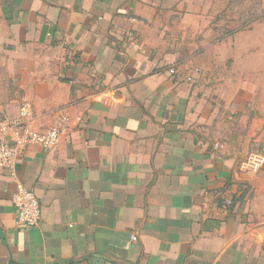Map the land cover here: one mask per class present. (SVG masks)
<instances>
[{
  "label": "crops",
  "instance_id": "obj_1",
  "mask_svg": "<svg viewBox=\"0 0 264 264\" xmlns=\"http://www.w3.org/2000/svg\"><path fill=\"white\" fill-rule=\"evenodd\" d=\"M181 55L180 0H0V122L64 128L18 158L39 227L0 169V264H264V166L201 137Z\"/></svg>",
  "mask_w": 264,
  "mask_h": 264
},
{
  "label": "rangeland",
  "instance_id": "obj_2",
  "mask_svg": "<svg viewBox=\"0 0 264 264\" xmlns=\"http://www.w3.org/2000/svg\"><path fill=\"white\" fill-rule=\"evenodd\" d=\"M180 51V73L198 75L201 137L240 166H264V0H180Z\"/></svg>",
  "mask_w": 264,
  "mask_h": 264
},
{
  "label": "built area",
  "instance_id": "obj_3",
  "mask_svg": "<svg viewBox=\"0 0 264 264\" xmlns=\"http://www.w3.org/2000/svg\"><path fill=\"white\" fill-rule=\"evenodd\" d=\"M175 75V70L170 69ZM68 122L67 118L62 119ZM34 105L29 97H24L15 119L0 122V169L6 171L15 182L12 204L20 229L39 227L42 222V206L33 190L29 189L17 176V162L21 153L29 146H38L44 151L54 150L60 143L64 128L54 127L45 132L34 128ZM12 143H11V142Z\"/></svg>",
  "mask_w": 264,
  "mask_h": 264
},
{
  "label": "trees",
  "instance_id": "obj_4",
  "mask_svg": "<svg viewBox=\"0 0 264 264\" xmlns=\"http://www.w3.org/2000/svg\"><path fill=\"white\" fill-rule=\"evenodd\" d=\"M233 204V203H232ZM232 204H230V205H232Z\"/></svg>",
  "mask_w": 264,
  "mask_h": 264
},
{
  "label": "water",
  "instance_id": "obj_5",
  "mask_svg": "<svg viewBox=\"0 0 264 264\" xmlns=\"http://www.w3.org/2000/svg\"><path fill=\"white\" fill-rule=\"evenodd\" d=\"M11 142V141H10ZM12 143V142H11Z\"/></svg>",
  "mask_w": 264,
  "mask_h": 264
}]
</instances>
